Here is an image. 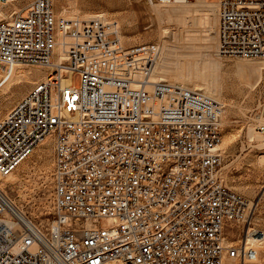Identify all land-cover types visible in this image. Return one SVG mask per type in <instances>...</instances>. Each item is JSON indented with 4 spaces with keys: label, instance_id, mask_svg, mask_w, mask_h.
<instances>
[{
    "label": "built area",
    "instance_id": "built-area-1",
    "mask_svg": "<svg viewBox=\"0 0 264 264\" xmlns=\"http://www.w3.org/2000/svg\"><path fill=\"white\" fill-rule=\"evenodd\" d=\"M217 2L219 54L264 56V0ZM119 34L96 13L57 15L54 0L0 23L2 62L52 67L0 119V175L54 141L48 231L0 185V264L255 261L244 228L227 234L252 201L221 173L224 101L155 78L159 42L127 47Z\"/></svg>",
    "mask_w": 264,
    "mask_h": 264
},
{
    "label": "rangeland",
    "instance_id": "rangeland-1",
    "mask_svg": "<svg viewBox=\"0 0 264 264\" xmlns=\"http://www.w3.org/2000/svg\"><path fill=\"white\" fill-rule=\"evenodd\" d=\"M29 1L0 3L5 20ZM209 1L211 5L206 6L198 0L156 4L150 0H54V8L61 16L101 13L118 21L119 35L127 47L159 42L155 78L204 90L225 102L221 173L228 186L252 201L248 222L227 227L230 240H236L243 228L264 233V56L243 59L219 54L218 6L216 0ZM13 67L0 62V119L51 71L23 63ZM73 82L80 85L79 73L73 75ZM53 166L54 141L48 136L13 172V181L2 185L38 219L51 206ZM255 247L261 251L255 261L229 258L225 264H264V241Z\"/></svg>",
    "mask_w": 264,
    "mask_h": 264
},
{
    "label": "bare ground",
    "instance_id": "bare-ground-1",
    "mask_svg": "<svg viewBox=\"0 0 264 264\" xmlns=\"http://www.w3.org/2000/svg\"><path fill=\"white\" fill-rule=\"evenodd\" d=\"M31 1V0H30ZM29 1V2H30ZM173 1H176V0H171V1H168V2H162V3H169V2H173ZM179 1H187V0H179ZM218 0H216V4H217V6H218V13L220 14V9H219V3L217 2ZM198 2H199V4L200 5H206V6H208V5H211V1H209V0H198ZM156 4V3H155ZM20 9V8H19ZM18 9V10H19ZM18 10H14L13 12H11V14L9 15V17H11L15 12H17ZM96 14H99V15H101V16H103L104 18H106L105 17V15L104 14H101V13H96ZM6 19V16H5V14H4V12L1 10V8H0V23L1 22H3L4 20ZM9 18H7V20H8ZM218 28H219V24H218ZM121 38V37H120ZM56 58H57V60L59 59V60H61L60 58L61 57H59L58 55L56 56ZM56 58H55V56L53 57V60L54 61H56ZM256 58V57H255ZM243 59H253V58H243ZM0 62H2L1 60H0ZM2 63H4V62H2ZM23 64H31V65H37V66H42V67H48V68H51L52 69V67L51 66H49V64H32V63H23ZM15 66V65H14ZM14 68V67H13ZM41 73V72H40ZM40 73H39V75H40ZM35 75V74H34ZM38 76V75H37ZM47 78V77H46ZM45 79V78H44ZM41 80H43V79H41ZM41 80H38L37 82H39V81H41ZM37 82H35V83H37ZM34 83V84H35ZM8 84V83H7ZM33 84V85H34ZM9 86V85H8ZM189 87V86H188ZM191 88H193V87H191ZM196 89V88H195ZM202 91H204V90H202ZM206 92V91H205ZM207 94H209V95H211L212 97H214V98H216V99H219V98H217V97H215V96H213L212 94H210V93H208V92H206ZM224 108H225V111H226V106H225V102H224ZM222 121H223V119H222ZM48 137V136H47ZM47 137H45V138H43L37 145H36V147H35V149L44 141V140H47ZM262 144V143H261ZM263 145V144H262ZM35 149L33 150V152L35 151ZM221 149V148H220ZM33 154V153H32ZM31 154V155H32ZM30 155V156H31ZM29 156V157H30ZM28 157V158H29ZM27 158V159H28ZM26 159V160H27ZM25 162V161H24ZM23 163V162H22ZM21 163V164H22ZM20 164V165H21ZM19 165V166H20ZM18 166V167H19ZM17 167V168H18ZM16 168V169H17ZM15 169V170H16ZM14 170V171H15ZM13 171V172H14ZM13 172L12 173H10V174H8V175H6V176H1L0 175V185L2 186V185H4V184H6V182H12L13 181ZM3 187V186H2ZM4 188V187H3ZM233 189V188H232ZM7 194L9 195V197L13 200V202H15L20 208H21V210L23 211V212H26L28 215H30V217L36 222V223H38L41 227H42V229L43 230H45V231H48L49 230V226H50V222H51V217H50V213H51V206H50V209H49V211L48 212H46V216L43 218V219H38L35 215H33V214H31V213H29L28 212V210H26V209H24L23 208V206L22 205H20V204H18L17 202H16V200H14V198H12V196H10V194L7 192ZM21 211V212H22ZM246 231V233H247V237H248V239H249V242L250 243H254V244H256L257 246L260 244L261 245V242L263 243V241H264V233H262V232H260V231H258V234L257 235H255V232H257V229L256 228H250V227H248L247 228V230H245ZM239 238H240V236H239ZM238 238V239H239ZM238 239H236V240H233V241H238ZM260 247V246H259ZM256 251H257V258H258V255H259V253L261 252L260 251V249L258 248V247H256ZM227 259H229V258H227ZM227 259L225 260V261H227ZM236 259H238V258H236ZM227 264H231V262H226ZM236 263V261H233L232 262V264H235Z\"/></svg>",
    "mask_w": 264,
    "mask_h": 264
}]
</instances>
